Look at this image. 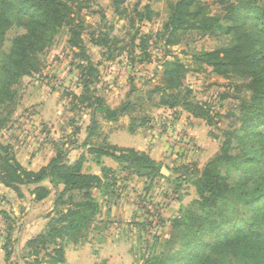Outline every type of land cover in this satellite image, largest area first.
<instances>
[{
	"label": "trees",
	"instance_id": "16d2710c",
	"mask_svg": "<svg viewBox=\"0 0 264 264\" xmlns=\"http://www.w3.org/2000/svg\"><path fill=\"white\" fill-rule=\"evenodd\" d=\"M111 2L117 17L126 19L131 15L125 7L126 0ZM93 6L92 0H0V131L8 127L10 114L18 106L22 79L41 72L43 57L54 35L65 27L70 35L68 45L76 49L72 63L80 72L83 87L80 95L67 94L72 96L69 105L71 110L86 107L91 116L85 146H90L91 155L111 158L138 177L146 178L150 190L159 176L160 163L144 152L107 143L102 133V122L116 124L128 116L131 118L129 129L136 131L145 127L150 120L146 116H134L142 109V91L133 90L126 101L116 108L108 105L102 96H95L93 87L100 82V70L99 64L93 61L88 52L85 34L108 59L115 58L116 51L120 50L116 55L119 56L125 49L117 47L120 40L113 38L108 31L94 28L86 22L85 11L92 16L101 14L103 21L106 19L104 12L95 11ZM132 13L135 14L130 20L132 26L136 19L152 22L159 15L149 4L142 7L141 1L134 5ZM260 20H264V0H179L170 4V16L157 36L167 47H172L187 34L206 33L218 26H226L227 34L239 36L236 44L195 53L193 60L202 69L204 66L211 67L219 76L238 78V90L246 88L249 94L239 98L241 101L243 99L242 102L231 106L230 118L236 117L237 112L240 116L236 118L241 124L226 133L227 142L222 150L226 152L225 155L214 157L209 162L211 166L208 163L201 200L185 210L180 219L172 221L177 238L176 249L170 252L167 246L169 242L165 241L161 254L154 256V264H226L228 259L239 264H250L264 255V246L261 245L264 242V56L259 40L264 35V23L259 29L249 27V22L252 21L253 26ZM152 38L153 34L141 35L138 31L132 37L130 49L138 47L149 63L152 60L148 41ZM136 40L140 42L137 46L134 45ZM162 66L161 82L152 85L153 88L145 94L146 99L154 102V98L159 97V102H156L158 106L171 109L179 106L196 118L209 119L210 110L198 101L196 92L185 84L186 73L190 71L186 64L174 56L173 60L166 58ZM132 95H135L134 98ZM246 135L250 137L244 139ZM233 141L239 142L234 149ZM67 152L65 149L57 150L56 157L49 165L33 172L17 162L11 145L0 143V183L5 187L19 196H22V186L38 185L44 181H51L55 187L63 188L57 192L54 216L47 230L28 243L23 264H65L66 245L89 242L90 231L100 215L101 206L92 190L102 187V177L84 173V156L70 164ZM223 160L235 165L233 169L242 173V181L233 183L216 173L211 175L212 165ZM183 170L185 168L181 167L178 171ZM103 174L109 177L113 172L103 168ZM114 183L113 177V182L107 188L114 189ZM31 194L35 195L36 201H43L50 191L38 186ZM234 197L256 213L250 226L226 236L224 228L228 222H225V216ZM4 217L11 222L8 214L5 213ZM185 227L194 230L191 236L183 230ZM11 231L10 224L4 247L7 261L15 250ZM235 237H242L245 243L241 244ZM209 250L214 254L210 255ZM166 253H170L169 257L162 258ZM153 259H147L145 264H153Z\"/></svg>",
	"mask_w": 264,
	"mask_h": 264
},
{
	"label": "rangeland",
	"instance_id": "374dc122",
	"mask_svg": "<svg viewBox=\"0 0 264 264\" xmlns=\"http://www.w3.org/2000/svg\"><path fill=\"white\" fill-rule=\"evenodd\" d=\"M92 1L94 2L93 9L98 12L103 11L106 19L103 21L101 14L92 16L85 11L86 22L94 28L108 31L113 38L120 40L117 47L125 49L119 56L116 55L120 50L116 51L115 58L108 59V56H102V50L94 46L85 34L84 40L88 52L93 61L99 64L100 70V82L93 87V90L96 91L95 96H102L108 105L116 108L126 101L127 95L130 92L133 93V90L142 91V96L145 98L141 101L142 109L134 116L149 117L150 122L145 127L137 128V131L142 132L144 139H148L149 135L157 138L158 155H162L163 159L159 162L160 172L157 181L150 190L148 182L145 183L144 179H139L125 167H117L116 177L113 176L115 187L111 189L115 196L110 201V206L106 203L103 204L104 210L111 207L116 216L113 221L110 222L106 219L107 221L104 220L102 224L100 220L103 216H98L97 222L94 223L89 234V241L94 246V248L90 247L89 257L95 255L106 237H110L122 245L127 244L123 245L126 247L124 249L134 255L130 261L126 260L120 264H145L147 259H153L157 254H161L162 244L165 241L169 242L167 246L170 252L176 249L177 238L172 228V221L175 218L180 219L185 210L191 209L194 202L201 200L204 192L202 186L207 179L206 170L209 167V162L219 154L225 155L226 152L222 150L227 142L226 133H229V130H235L241 124V121L236 118L240 116L237 112L236 117L230 118L231 106L242 102L243 99L241 101L239 98H245L249 91L246 88L238 90V78L219 76L213 72L211 67L204 66L202 69L200 64L193 60L195 53L214 51L235 45L239 36L227 34L226 26L223 25L210 32L187 34L175 46L167 47L157 34L161 31L164 21L170 16V4L179 0H126L125 7L131 14L126 19L119 18L114 14L111 0ZM138 1H141L142 7L151 5L152 10L159 15L158 17L154 16L155 19L152 22H141L136 19L135 25L132 26L130 20L135 17L132 9ZM263 23L264 20H260L252 26L251 21L249 27L259 29L262 28ZM138 31L141 35L153 34V38L148 41L152 63H149L143 54L141 55L138 47H135V50H130L133 43L132 37ZM263 36H260L259 40L264 56ZM69 38L67 28L58 30L43 57L41 72L22 79L17 99L18 106L10 114L11 120L8 127L0 131L1 144H8L6 137H9V134L7 131L14 128L16 132L21 131L22 134L32 132L35 134L34 140L37 141L39 138L37 134L43 130V125L39 124L37 119L41 95L44 98L56 92L59 94V99L67 102L60 116L61 129L73 123H83V120V124L87 122L84 115L90 111L86 107L71 110L72 107L69 105L72 96L67 94L80 95L83 92L79 70L75 73L71 71V64H73L71 60H73V53L76 52V49H72L68 45ZM139 43L136 40L134 45L137 46ZM174 56L180 58L190 69L186 73L185 84L196 92L198 101L210 110L209 119L196 118L179 106L174 109L158 106L156 102H159V97H155L154 102H149L146 99L145 94L153 88L152 85L161 82L163 62L166 58L173 60ZM197 69L199 70L196 71ZM71 75L75 78H72L69 83H63V78L67 80ZM73 80L76 82L74 83ZM134 96L132 95V98ZM237 96L238 99H236ZM205 104L208 105L205 106ZM130 124L131 118L127 116L123 117L116 126H119V129L122 127L128 129ZM102 125L104 126L105 122H102ZM71 127L73 130V126ZM149 128L152 131H149ZM61 129L59 127V132L56 135L57 140L63 133ZM45 130L47 134H50L49 126H46ZM245 137L249 138L250 136H243L244 139ZM50 138L53 140V137ZM113 142L132 146L135 142L139 143V137L126 131L122 136L113 139ZM237 143L239 142L233 141V149ZM244 146L246 150L245 141ZM155 157H158L157 154ZM234 166L224 160L218 161V164L212 165L211 175L214 176L216 173L223 178H228L230 182L238 183L243 180V175L233 169ZM181 167H184L185 170L178 171ZM237 198L234 197L230 200V208L225 216V222H228L224 228L226 236L235 233L238 229L250 226L253 222V214L256 213L253 212V208L246 207ZM93 228L96 229L93 231ZM183 230L189 236L194 231L190 227H185ZM69 245L74 244L68 243L66 248ZM13 251L14 254L15 250ZM4 254V251L0 253V255ZM169 255L170 253H166L162 258L167 259ZM133 261L136 262L133 263ZM154 261L155 258L152 260L153 264ZM98 264L116 263H111L107 258ZM226 264L239 263L228 259Z\"/></svg>",
	"mask_w": 264,
	"mask_h": 264
},
{
	"label": "crops",
	"instance_id": "0c3cea01",
	"mask_svg": "<svg viewBox=\"0 0 264 264\" xmlns=\"http://www.w3.org/2000/svg\"><path fill=\"white\" fill-rule=\"evenodd\" d=\"M76 68L77 66L75 64H71V71L74 73L77 72L78 69ZM72 78L75 77L71 75L67 80L63 78V83L71 82ZM73 82L75 83L76 80H73ZM40 97L38 108L39 114L37 115V119L39 124L43 125V130H41V133L37 134L39 135L37 141L33 138L35 134L30 131L25 132V134H22L21 131L16 132L15 128L9 132L7 131L9 137H6V140H8V144L12 147L13 156L23 168L33 172H37L43 167L49 165L56 157L57 150L59 149H65L68 151L67 160L70 164L76 163L84 156V173L97 175L103 179L102 187L92 190L94 198L101 206L100 216H103V218L100 221L104 222L106 219L110 222L113 221L116 216L115 212L111 207L104 210L103 204L106 203L108 206L111 205L110 201H112L113 196L115 195L112 193L111 189L107 188V186L109 183L113 182V176L116 177L115 174L117 173V167H120L121 164L111 158H97L95 155H91L89 153L90 146H85V141L88 135L87 129L90 126V113L84 115L85 120L87 121L85 124H83L84 120L83 123H73L70 124V126H64L63 124L64 128L61 129L62 126L60 125V116L67 102L62 101L61 98L59 99V94L56 92L49 97L43 98L42 95ZM116 124L105 122V125H102V133L107 138V143L120 148L135 149L136 151L144 152L156 162H160L163 159L162 155H158L159 147L158 141L156 140L157 138H153L149 135L148 139H144L142 137V132L137 130L131 131L129 127L128 129L125 127L119 129V126H116ZM46 126L50 127V134L46 133ZM71 126H73V130H71ZM59 127L63 133L57 140L56 135L59 132ZM126 131L139 137V143L135 142L134 145L127 146L113 142V139H117L119 136H122L123 132ZM149 131H152V129L149 128ZM15 132L18 133L17 136L15 135ZM29 133H32L31 136ZM50 137H53V140ZM165 151H167V149H165ZM156 154L158 157H155ZM103 168L111 170L113 174L109 177L105 176L103 174ZM139 179H144L145 183L148 182L146 178L139 177ZM38 186L46 187L50 191L49 196L43 201H36L35 195L31 194V191ZM62 189V186L55 187L51 181H44L38 185L22 186V196H19L14 190L7 188L0 183V253L4 251L7 229L10 224L12 227L11 238L15 245V253L8 261L5 254L0 255V264L24 263V259L28 253V243L47 230L48 224L54 216V206L57 198V192ZM5 213L8 214L11 221L10 223L4 217ZM114 241L115 240H112L110 237H106V240L100 246L98 251L95 252L93 257H89L90 247L94 248L92 242L90 243L89 241L83 246L69 245V247L65 250V264H98L102 260H107V258L111 263L116 264L123 263L126 260L127 262L130 261L134 255L128 253V251L124 249L126 247L123 245L127 244L122 245L120 242ZM135 262L133 261V263Z\"/></svg>",
	"mask_w": 264,
	"mask_h": 264
},
{
	"label": "clouds",
	"instance_id": "9594fccd",
	"mask_svg": "<svg viewBox=\"0 0 264 264\" xmlns=\"http://www.w3.org/2000/svg\"><path fill=\"white\" fill-rule=\"evenodd\" d=\"M234 239H237L241 244L245 243L242 237H235ZM261 245L264 246V242H261ZM209 254L212 255L214 252L209 250ZM250 264H264V255H262L259 260L251 261Z\"/></svg>",
	"mask_w": 264,
	"mask_h": 264
},
{
	"label": "built area",
	"instance_id": "2783aa9c",
	"mask_svg": "<svg viewBox=\"0 0 264 264\" xmlns=\"http://www.w3.org/2000/svg\"><path fill=\"white\" fill-rule=\"evenodd\" d=\"M30 117V116H29ZM31 118V117H30Z\"/></svg>",
	"mask_w": 264,
	"mask_h": 264
}]
</instances>
